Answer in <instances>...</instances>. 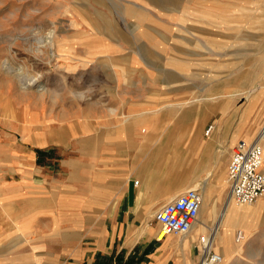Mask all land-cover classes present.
<instances>
[{
    "label": "rangeland",
    "instance_id": "1",
    "mask_svg": "<svg viewBox=\"0 0 264 264\" xmlns=\"http://www.w3.org/2000/svg\"><path fill=\"white\" fill-rule=\"evenodd\" d=\"M220 5L228 6L223 15H240L238 21H221V11L216 10ZM54 29L57 58L49 54L52 49H44ZM21 75L38 81L23 89L18 82ZM257 93L259 101L253 108L264 112V0H0V174L3 181L31 176L30 183L47 188L46 196L54 188L55 208L50 211L54 218L59 215L52 224H18L17 219L11 224L7 220L13 221L12 211L0 205V264H94L101 257L113 262L118 254L123 256L121 263L135 257L141 264L143 256L153 252L160 264H197V239L187 249L179 242L156 245L159 225L153 214L168 201H158L159 192L143 195L138 207H58L60 196L89 195L93 186L89 179L108 164L104 158L109 146L101 142L107 134L104 125L72 136L68 144L42 146L23 142L21 127L28 116L37 120L40 112L53 118L72 100L75 106L99 109L102 115L111 108L115 113L121 109L120 118L127 99L142 100L152 110L151 119L161 122L158 142H168L172 148L179 141L182 155L170 173L189 170L202 185L212 165L210 177L217 183L218 175L223 178L224 187L218 183L215 194L221 211L229 196V158L223 160L221 149L213 161L197 158L196 130L199 127L205 137L213 122L199 123V102L180 105L198 96L206 105L228 103L232 111L243 107L248 111ZM170 120L175 122H166ZM263 123L264 119L258 127ZM179 128L184 131L177 141L174 131ZM27 156H35L34 164ZM172 161L168 152L159 172L172 169ZM194 185L201 192L200 185ZM32 187H21L14 199L29 201L33 192L27 190ZM33 197L31 203L38 195ZM202 220L203 214L198 225ZM237 230L244 229L236 226L232 241L246 239V249L238 256L231 251L230 264H264V222L246 229V238L238 242ZM213 247L216 250L215 237Z\"/></svg>",
    "mask_w": 264,
    "mask_h": 264
},
{
    "label": "crops",
    "instance_id": "2",
    "mask_svg": "<svg viewBox=\"0 0 264 264\" xmlns=\"http://www.w3.org/2000/svg\"><path fill=\"white\" fill-rule=\"evenodd\" d=\"M259 97L258 93L254 94L252 108L248 111L246 110L247 107H243L240 111H232V108L229 109L228 103L221 106L219 102L209 105H206L205 102H199L196 106L199 123H205L206 126L207 121L213 122L214 128L208 134H204L205 137L200 134L202 148L199 150L197 158L206 162L213 161L216 151L221 149L223 160H226L229 158L231 149L235 147L239 140L251 138L264 119V112L253 108L259 101ZM141 101L127 99L126 110H124L121 118L119 117L121 109L118 113H115L116 111H112L113 108H111L106 114L102 115L101 110L91 109L84 105L81 107L75 106L72 100L70 105L66 103L53 118L45 111L44 113L40 112V117L37 120L33 116H28L27 120H24L21 127L24 137L23 142L40 146L68 144L72 136L83 135L89 130L99 128V125H104V129H107V134H104V137L106 135L107 137L105 139L103 137L101 142L103 145L109 146L104 158L108 161V166L106 165L104 169L96 172L92 176V180L89 179V183L93 184L90 189L88 188L89 195L84 194V197L76 195H72V197L60 196L61 202L58 207L63 209H77L80 207L96 210H107L111 206L124 209L126 204L138 207V199L143 195L147 196L150 193L159 192L162 196L158 201L166 199L169 201L179 193L191 188L190 186L195 183L200 185L199 188L206 186L208 191L205 192L207 193L208 202L217 203L215 194L218 193L219 186L214 180V176L210 177L215 169L212 165L206 169L205 175L208 178L206 183L203 182V185L197 178L193 179L190 176L189 170L175 171L168 174L159 172V168L154 169L152 172L147 167L145 169L140 168L144 158L143 153L146 152V157H148L155 151L160 135L157 129L161 127L159 125L161 122L151 119L153 116L152 110H148ZM166 122L173 123L175 121ZM27 157L29 162L34 164L35 156ZM4 177L0 174V197H4L6 200L3 201L4 203L0 201V205L5 206L9 213L12 211L13 215V221L7 220V222L13 224L14 220L17 219L16 223L18 224L55 223V219L59 218V215L54 218V213L50 211L55 208V202L52 200L57 193H55L54 188L49 190L50 195L46 196L49 193L46 190L47 188L43 183L38 182L37 186L33 181L30 183L31 176H24L21 181H3ZM135 179L139 181L138 184L134 183L133 180ZM43 181H45L44 178ZM26 186H33V190H27V193L33 192V196L34 194L38 195L37 200L33 203L30 201L34 198L33 196L28 197L31 198L29 201L24 198L14 199V196L19 194L20 188ZM62 187L64 188L65 185H62ZM72 189H74V186H72ZM51 194H53V197H51ZM93 194H96V197ZM45 203L50 204L46 206ZM70 212L75 216L77 214L72 210ZM204 212L205 208H203ZM184 236L167 235L161 242H156V245L160 243L165 247L171 242H179L182 245L185 241H188L190 245L192 241L184 238ZM119 250L118 248L117 251ZM181 260H183V257ZM141 264H160L157 253L145 254ZM176 264H179V262H176Z\"/></svg>",
    "mask_w": 264,
    "mask_h": 264
},
{
    "label": "bare ground",
    "instance_id": "3",
    "mask_svg": "<svg viewBox=\"0 0 264 264\" xmlns=\"http://www.w3.org/2000/svg\"><path fill=\"white\" fill-rule=\"evenodd\" d=\"M219 7H221V8H217V7H214V8H217L216 10H220L221 11L220 12V18H219L221 21H231L233 19H235V21H238L237 18L238 17L240 18V15H235V16H232V17L227 16V15H223L222 14L223 12H227L228 11L226 9V7H228V6L223 7L222 5H220ZM207 12L204 13V14H206L205 16L209 17V18L212 17L211 13H207ZM231 13H233V11ZM52 31H53V37H52V39L48 40L46 44H45V41H44V44H45L44 45V49H48V50H49V48L52 49L53 51L51 53H49V54L53 58H57L58 57V53L56 51H54L55 43H56L55 42V29L52 30ZM17 38H19V37H17ZM26 40H28V39H26ZM46 45L48 47H46ZM37 47H38V45H37ZM44 49L40 50L41 53L43 52ZM2 65L4 66L5 70H7V71L9 70V66H8L7 63L2 62ZM8 75H9V73H8ZM37 81L38 80H37V78L35 76H31V77L28 76L27 77L25 75H21V76H19V81L18 82H20L19 86H21V88L25 89V88H27L29 86L36 85ZM38 86L39 85H37V87ZM189 98L190 99H188V100H184V102H182L180 107H188L190 105L189 103L192 104V102L194 103V105H196L201 100L198 96H192V97H189ZM182 131H184L183 128H179L178 131H174V134L176 136L175 138L177 139V141L180 140L181 137L183 136V132ZM254 133L255 134H254V136H253V138L251 140L255 139L262 146L263 154H264V123L260 127L256 128ZM141 134H142V132H141ZM173 137H171V138H173ZM195 138H196V141H195L194 153L196 155H198L199 150L202 148V145H201V143H202L201 139L202 138L200 136L199 128L196 130ZM244 140L247 141L249 139L245 138ZM168 152H171L172 160H173L172 161L173 168L169 169V171L167 172L169 174L173 169H175L174 165L179 161L180 156L182 155L181 154L182 150H181V147L179 145V141L175 142V144L172 146V148L169 147L168 142H166V144H163V143L159 142L158 145L156 146L155 151L152 152V154H150V156L146 157L147 156L146 152L143 153V156H145V157L143 158V161L141 163L140 168L145 169L147 167V168H149V170H151V172L154 169L160 168L161 164L164 161V156ZM217 164H218V162H217ZM203 180H205V179H203ZM133 181L135 183L136 179L133 180ZM138 183H139V181H138ZM218 183H221V186L224 187L223 185H224L225 182H224L223 178H220V175H218ZM190 187L191 188H195V185H191ZM201 190H202L201 194L203 196V201H202V206H201L199 215L203 214V220L201 221V223L199 225L198 224L195 225L194 228L191 230V232H194L193 234L191 232H189L188 234H186L184 236V238H186V239L188 238L190 241L196 240L200 233L201 234L205 233L206 227H208L209 225L213 226L212 227V236L215 237V242H216V246H217L216 250L222 255L221 264H230V262L232 261L231 259H233V258H230V254H231L230 252L231 251L236 250V253H237L236 255L238 256L241 253H243L244 250L246 249V247L244 246L245 245L244 242L246 240V239L244 240V238H246L245 230L246 229H251L259 220H262L264 222V195L258 197L251 204H236L228 196V198L225 199V201L223 202V205L221 207L222 209L220 211L218 209L217 204L215 202L211 203V202L207 201V193L205 192L207 190L206 186H202ZM203 208H205V212L204 213H203ZM236 226H239L242 229H244V230H241L242 234H243L242 235L243 236L242 240H244V242L243 241L238 242V240L240 241V238L236 239V241L238 243H234L232 241V235H233V232H234V228ZM149 229L150 230H155L154 228H149ZM156 236H157V238H163L164 231H162V229L158 230ZM177 236H179V235H177ZM183 244H184L183 245L184 249L189 248L188 241H185Z\"/></svg>",
    "mask_w": 264,
    "mask_h": 264
},
{
    "label": "built area",
    "instance_id": "4",
    "mask_svg": "<svg viewBox=\"0 0 264 264\" xmlns=\"http://www.w3.org/2000/svg\"><path fill=\"white\" fill-rule=\"evenodd\" d=\"M213 129L208 125L205 134ZM264 154L262 146L255 140H239L232 149L227 164V183L229 198L236 204H251L264 195ZM138 180L135 181V184ZM203 196L199 189L189 188L171 200L160 205L153 214L159 230L164 231L161 242L167 235L184 236L191 232L196 224L202 206ZM242 237V231L237 230L235 238ZM214 236L212 228H206L204 234H199L197 244L200 258L197 264H221L222 255L213 247Z\"/></svg>",
    "mask_w": 264,
    "mask_h": 264
},
{
    "label": "trees",
    "instance_id": "5",
    "mask_svg": "<svg viewBox=\"0 0 264 264\" xmlns=\"http://www.w3.org/2000/svg\"><path fill=\"white\" fill-rule=\"evenodd\" d=\"M123 260V256H120V254H118L115 259H113V262L111 260L110 257H101V259H98L94 264H112V263H116V264H138L139 261L135 258V257H129L127 258L124 263H121V261Z\"/></svg>",
    "mask_w": 264,
    "mask_h": 264
}]
</instances>
